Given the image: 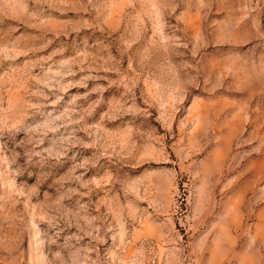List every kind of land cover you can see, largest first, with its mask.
I'll return each instance as SVG.
<instances>
[{
	"label": "rangeland",
	"instance_id": "374dc122",
	"mask_svg": "<svg viewBox=\"0 0 264 264\" xmlns=\"http://www.w3.org/2000/svg\"><path fill=\"white\" fill-rule=\"evenodd\" d=\"M0 264H264V0H0Z\"/></svg>",
	"mask_w": 264,
	"mask_h": 264
}]
</instances>
